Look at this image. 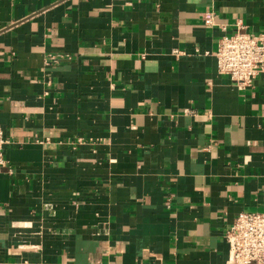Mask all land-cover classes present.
Segmentation results:
<instances>
[{
	"label": "crops",
	"instance_id": "crops-1",
	"mask_svg": "<svg viewBox=\"0 0 264 264\" xmlns=\"http://www.w3.org/2000/svg\"><path fill=\"white\" fill-rule=\"evenodd\" d=\"M236 28L264 0H0V264H225L264 212V71L214 54Z\"/></svg>",
	"mask_w": 264,
	"mask_h": 264
},
{
	"label": "built area",
	"instance_id": "built-area-1",
	"mask_svg": "<svg viewBox=\"0 0 264 264\" xmlns=\"http://www.w3.org/2000/svg\"><path fill=\"white\" fill-rule=\"evenodd\" d=\"M204 23L212 24L213 11L203 14ZM217 69L230 75L234 84L242 88L252 83L253 77L264 71V32L235 29L223 34L215 50ZM68 54L47 52L45 64H55ZM0 124V163L5 161L2 146L6 140ZM228 253L225 264H264V212H239L225 230Z\"/></svg>",
	"mask_w": 264,
	"mask_h": 264
}]
</instances>
